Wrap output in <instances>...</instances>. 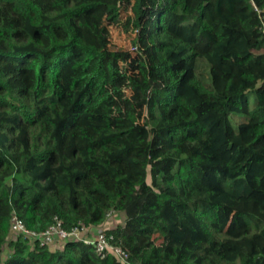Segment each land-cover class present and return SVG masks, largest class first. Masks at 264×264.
<instances>
[{
  "label": "trees",
  "instance_id": "1",
  "mask_svg": "<svg viewBox=\"0 0 264 264\" xmlns=\"http://www.w3.org/2000/svg\"><path fill=\"white\" fill-rule=\"evenodd\" d=\"M130 3L142 121L118 128L125 51L77 25ZM13 215L102 228L131 264H264V0H0V264H123Z\"/></svg>",
  "mask_w": 264,
  "mask_h": 264
},
{
  "label": "rangeland",
  "instance_id": "2",
  "mask_svg": "<svg viewBox=\"0 0 264 264\" xmlns=\"http://www.w3.org/2000/svg\"><path fill=\"white\" fill-rule=\"evenodd\" d=\"M97 15L98 19L81 18L79 21L80 25H77V32L83 41L96 48L105 46L108 50L125 51L123 53L125 55L124 62L128 63L129 68L125 73L119 75L116 83L119 91L110 96L109 104L113 108L111 111V125L118 128L128 127L132 124L129 111L137 112L139 121H142L140 111L134 107L133 91L130 86V78L137 81L141 78L138 61L142 60L141 55L137 53L131 44L133 37L130 20L132 18L131 3L127 4L126 8L123 9L118 22H108L105 6L98 8ZM251 101L252 96L250 103ZM5 251H9L6 246Z\"/></svg>",
  "mask_w": 264,
  "mask_h": 264
},
{
  "label": "built area",
  "instance_id": "3",
  "mask_svg": "<svg viewBox=\"0 0 264 264\" xmlns=\"http://www.w3.org/2000/svg\"><path fill=\"white\" fill-rule=\"evenodd\" d=\"M54 220L53 224L39 232L29 229L17 215H13L10 227L15 234L21 235L31 242L38 241L40 245L52 244L56 240L80 241L85 245H92L96 253L102 258L112 252L123 264H131L130 252L122 247L121 241L119 239L116 240L113 234L105 233L102 228L94 229L82 222H78L67 229L58 217H55ZM105 224L110 229H123L125 216L123 213L111 209L105 215Z\"/></svg>",
  "mask_w": 264,
  "mask_h": 264
}]
</instances>
